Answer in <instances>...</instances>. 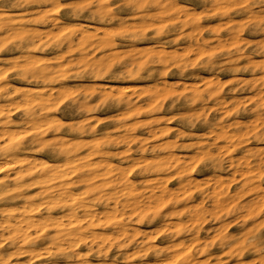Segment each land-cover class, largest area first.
I'll use <instances>...</instances> for the list:
<instances>
[{"label": "clouds", "instance_id": "obj_1", "mask_svg": "<svg viewBox=\"0 0 264 264\" xmlns=\"http://www.w3.org/2000/svg\"><path fill=\"white\" fill-rule=\"evenodd\" d=\"M0 264H264V0H0Z\"/></svg>", "mask_w": 264, "mask_h": 264}]
</instances>
